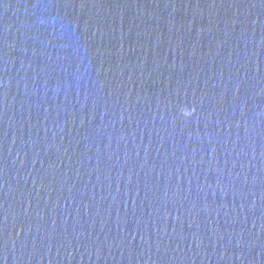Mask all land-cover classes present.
<instances>
[{"label": "water", "instance_id": "1", "mask_svg": "<svg viewBox=\"0 0 264 264\" xmlns=\"http://www.w3.org/2000/svg\"><path fill=\"white\" fill-rule=\"evenodd\" d=\"M0 264H264V0H0Z\"/></svg>", "mask_w": 264, "mask_h": 264}]
</instances>
